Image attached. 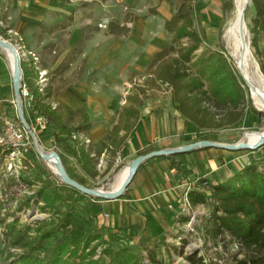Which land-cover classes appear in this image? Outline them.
Wrapping results in <instances>:
<instances>
[{
  "label": "rangeland",
  "instance_id": "obj_1",
  "mask_svg": "<svg viewBox=\"0 0 264 264\" xmlns=\"http://www.w3.org/2000/svg\"><path fill=\"white\" fill-rule=\"evenodd\" d=\"M60 2L63 7L59 8L58 12L49 13L48 18L37 22L26 38L8 31L4 26H0V39L6 40L15 46L19 45L21 47L19 51L21 52H31V56L26 57L24 61L32 62L38 70V85L42 88H48L52 104L60 107L68 123L85 127L78 134V139L82 141H87L85 139H88L90 141L88 144L92 146L96 154L97 174L93 178L84 176L73 159L62 154L61 159L67 173L73 180L85 187L113 191L122 168L136 156L145 153H141V151L135 152L134 149L131 153L126 150H104L102 143L107 136L103 140L91 144L90 135L93 129L97 126L99 127L101 121L95 119L98 117L97 108L90 104L95 98L121 99L125 92L123 90L126 87L125 83L128 81L150 82V76L157 65V62L153 60L154 55L172 44V34L165 29L164 23L173 16L180 0H60ZM214 2L211 3V6L217 10L219 9L218 4H221L223 0H215ZM64 6L68 7V9H65ZM232 11L233 0L231 9L226 13L225 25L208 30L209 34L208 32L204 34L206 39L202 40L195 54L200 55L204 52L219 51L223 53V57L232 64L240 75L233 59L229 55V44L223 35L226 25L232 16ZM253 15L254 10L249 2L245 10L244 20L249 35L252 62L257 70L253 82L264 90V76L259 70L258 62L254 55V48L251 45L250 29ZM192 19L193 27L196 30L194 24L197 19L195 10H193ZM126 21L132 22V28L139 27L141 29V32L135 31L134 33H141V44L146 50V54H144L147 59L142 64L143 70L137 73L134 71L127 72L123 69V61L126 57L124 55L126 53L123 50L127 52V49L122 48V46L126 44L129 49H135L134 45L139 44L137 43L138 41L135 42L129 39L125 43L121 42V47L114 53L116 55L115 66L104 74L101 71L106 67H101L99 70L101 73H99L103 75L99 77L96 69L92 68L94 65H87L86 62L94 60L93 57L98 52L107 50L110 45L119 43L108 41L112 39V36L114 40L117 37L110 33H126ZM139 21L142 22V26H139ZM129 30L126 36H129ZM183 43L186 44V40H183ZM258 44L264 52V32L260 33ZM178 47L177 44H174L175 50L171 51L170 55L175 54ZM0 54L6 62V73L2 74L1 79L6 78L7 81L11 82L9 56L1 48ZM84 56L86 58L83 60ZM42 68L46 70L41 71ZM123 85L124 88H122ZM169 88L166 83L161 84L157 89H148L142 98L147 102L157 97L162 103H166L170 96L171 89ZM249 97L250 105L254 108V111L250 108L246 110L244 119L237 127L201 132H205L204 135L213 139L221 140L224 144H235L241 141L244 133L247 132H264V111L254 104L250 93ZM20 100L24 116L29 126L33 128L35 139L41 150L44 152L56 151L57 148L54 147L50 136L37 126L36 118L30 114L27 97L21 96ZM4 104L6 105L7 103L5 102ZM10 105L15 109L13 95ZM110 110L111 114H108L105 118L107 119L105 126L108 129L113 127L120 109L119 106H114ZM2 135L0 119V264H7L23 251L21 247L12 244L13 239L7 233V225L16 223L17 228H20L27 224L34 228L35 223L47 219L50 216V211L36 196V193L42 187L43 181L55 183V180L49 175L53 173L52 168L47 161L44 162L38 156L30 137V149L23 155L15 156L12 161L14 165L8 170L9 167L4 160V156L7 154V147L2 141ZM246 151L249 152V155L255 156L262 152L264 153V145L254 150ZM203 180L205 179L197 180L192 187L208 197L210 186L202 183ZM26 198L29 199L27 204L22 205ZM102 201L95 198L89 203L100 205L99 203ZM209 202L210 200L205 201L210 208ZM98 219L99 223L106 224L102 210L98 214ZM207 227V221H203L198 227V239H201V242L196 239H187L186 242L184 241L183 248L180 251L177 249L178 246L175 243L174 234L166 241L164 239L157 244L152 243L148 246L145 245L147 241L145 238L136 240L130 235L121 233L120 239L114 242V246L126 245L141 249L143 258L140 264H149L145 247L152 249L154 246H158L155 249V255L161 264H189L186 259L188 255L199 257V264H219L218 260H221V264H239L238 262L243 258V254L239 252V247L228 237L212 240L207 232ZM30 233L32 234L33 232ZM100 249V247L97 249V253H99Z\"/></svg>",
  "mask_w": 264,
  "mask_h": 264
},
{
  "label": "trees",
  "instance_id": "obj_2",
  "mask_svg": "<svg viewBox=\"0 0 264 264\" xmlns=\"http://www.w3.org/2000/svg\"><path fill=\"white\" fill-rule=\"evenodd\" d=\"M5 2L0 0V16ZM250 4L254 10L251 45L264 76V52L258 44L260 33L264 32V0H250ZM231 5L232 0H224L222 8L230 10ZM192 13L193 1L180 0L173 16L165 21V29L172 34V44L154 55L157 65L149 80L151 83H166L170 87L171 105L195 131L237 127L246 110L250 108L254 111L248 88L223 53L195 54L202 40L193 27ZM174 44L179 47L175 54L170 55L175 50ZM20 67L21 85L28 93L30 114L45 121L43 131L52 139L60 157L64 154L72 158L84 176L95 177L96 154L89 142L78 139V134L85 127L68 123L60 107L52 104L48 88H42L37 83L39 72L32 62L21 60ZM126 113L135 114L132 110H123L121 120L112 129L105 147L121 146L123 137L117 136L120 127L124 126L122 117ZM73 134L77 139L72 138ZM49 175L55 183L43 181L36 196L48 208L50 216L35 223L34 228L27 224L20 228L16 223L7 225L12 244L23 250L7 264L141 263L143 255L138 247L114 246V242L120 239V229L99 223L100 205L89 203L95 197L65 185L53 173ZM203 182L210 186L209 196L194 187L189 196L194 204L210 200L207 232L212 240L228 237L235 243L243 254L239 264H264V154L222 183ZM28 200L26 198L22 205ZM99 247L101 249L97 253ZM157 248L145 247L149 264H161L156 259ZM186 259L189 264L200 263L195 255H188Z\"/></svg>",
  "mask_w": 264,
  "mask_h": 264
},
{
  "label": "crops",
  "instance_id": "obj_3",
  "mask_svg": "<svg viewBox=\"0 0 264 264\" xmlns=\"http://www.w3.org/2000/svg\"><path fill=\"white\" fill-rule=\"evenodd\" d=\"M53 1L6 0L5 8L0 16V26L26 38L37 22L48 18L49 13L58 12L59 8L63 7L60 0ZM214 1L198 0L197 2L195 0L197 3L193 2V10L197 17L194 24L201 40L206 39L204 34L207 32L209 34L208 30L225 25L226 13L229 10L222 8L223 2L218 4L219 9L215 10L211 6ZM64 8L68 9L66 6ZM125 24L127 32L130 29L129 36H126L127 32L110 33L117 37L114 40L112 36V39L108 41L119 43L110 45L107 50L101 51L103 53L98 52L93 57L94 60L86 62L87 65H94L92 68L96 69L99 77L115 66L116 55L114 53L121 47V42L125 43L129 39L138 41L139 44L134 45L135 49H129L126 44L122 46L127 49V52L123 50L126 53L124 54L126 57L123 61V69L127 72L137 73L143 70L142 64L147 59L146 50L141 44V33H134L135 31L141 32V29L139 27L132 28L130 21H126ZM141 24L142 22L139 21V26ZM85 58L84 56L83 60ZM101 67H106L101 71L103 74H100L99 71ZM45 70V68L41 69V71ZM4 73H6V62L0 54V119L5 116L16 117V111L10 105L13 95L11 82L6 78L1 79ZM160 85L159 82L128 81L125 83V88L124 85L122 86L125 92L121 99H93L89 104L97 108L98 117L95 119L101 122L90 135L91 144L103 140L107 136L102 143L104 150H126L130 153L135 150V152L148 153L184 146L198 140L222 142L204 135L205 132L195 131L194 127L173 108L170 96L166 103H162L157 97L147 102L143 100L142 97L148 89H157ZM114 106H119L120 110L113 127L108 129L105 126L107 123L105 118L111 114L110 108ZM123 110L135 112L134 115L126 113L122 117L124 126L120 127L117 138L123 137V142L117 148L111 145L105 147L112 129L121 120ZM85 140L90 142L88 139ZM263 154L262 152L251 156L245 149L226 150L216 147H198L187 152L149 158L138 167L121 197L115 200H103L99 203L102 215L109 227L120 229L121 233L130 235L136 240L145 238L147 240L145 245L157 244L164 239L166 241L174 233V211L167 208L169 203H174L185 189L196 184L197 180L204 178L213 184L222 183L253 159H260Z\"/></svg>",
  "mask_w": 264,
  "mask_h": 264
},
{
  "label": "water",
  "instance_id": "obj_4",
  "mask_svg": "<svg viewBox=\"0 0 264 264\" xmlns=\"http://www.w3.org/2000/svg\"><path fill=\"white\" fill-rule=\"evenodd\" d=\"M250 0H247V4H249ZM250 45V43H249ZM0 48L1 49H7L12 57V64L13 69L11 73V87L13 91L14 96V104H15V111H16V118L18 119L19 123L22 125V127L25 129V131L28 133L29 137L32 139L34 148L38 154V156L44 161L48 160H54L56 162L57 166V172H54V175L65 185L72 187L79 192L89 195L92 197H95L97 199L101 200H115L118 199L123 195L126 188L130 184L135 172L137 171L138 167L147 159L153 158L156 156H166V155H172L182 152H187L190 150H193L198 147H216V148H222L226 150H254L256 148H259L264 145V136L260 138V140L256 144H249L248 142H245L244 140H241L235 144H224L219 142H214L210 140H198L193 143L175 147V148H169V149H161V150H155L150 151L145 154H141L136 156L131 162L129 163V173L125 180L122 182L120 187L116 189L115 191H106L103 189H96V188H88L84 185L80 184L79 182L73 180L70 175L67 173L62 159L59 156V154L56 151H49V152H43L37 143L35 139V134L31 127L29 126L24 113L21 108V100H20V90H21V79H22V71L20 67L21 59L19 57V53L17 48L10 42L0 39ZM244 84L249 90L250 96H251V88L249 84L245 81V79L240 74ZM246 133H244L245 135Z\"/></svg>",
  "mask_w": 264,
  "mask_h": 264
},
{
  "label": "built area",
  "instance_id": "obj_5",
  "mask_svg": "<svg viewBox=\"0 0 264 264\" xmlns=\"http://www.w3.org/2000/svg\"><path fill=\"white\" fill-rule=\"evenodd\" d=\"M195 2V0H192ZM15 46V45H14ZM18 50L19 57L24 61L26 57L31 56V52H21V47L19 45L15 46ZM27 97L28 93L24 87L21 85L20 97ZM37 126L41 129L45 128V121L41 118L36 117ZM2 124V141L7 147L9 152L4 156L5 164L9 167L8 170L12 168L14 163L12 162L15 156L23 155L28 152L31 147V142L29 140V135L19 123L16 117H3L1 118ZM33 130V128H31ZM75 139L76 135H72ZM86 143L88 141H85ZM205 185L206 182H203ZM192 190L191 187H187L182 195L174 202L169 203L167 208L174 211L173 215V234L175 236V243L178 246L177 249L183 248L184 241L187 239H198V227L203 221H208L210 218V208L204 203H192L189 192ZM204 218V220H203ZM187 257V256H186ZM221 264V260L217 261ZM189 263V262H188Z\"/></svg>",
  "mask_w": 264,
  "mask_h": 264
},
{
  "label": "bare ground",
  "instance_id": "obj_6",
  "mask_svg": "<svg viewBox=\"0 0 264 264\" xmlns=\"http://www.w3.org/2000/svg\"><path fill=\"white\" fill-rule=\"evenodd\" d=\"M247 5V0H233L232 16L226 25L223 35L229 44L228 52L230 57L233 59L238 71L251 88V97L254 104L264 111V90L259 88L253 82V78L257 70L255 69L252 62L249 35L244 20ZM4 50L9 56L10 70L12 73L13 64L11 54L7 49ZM262 136H264V132H247L243 136L242 140L248 142L249 144H256ZM47 163L54 172H57V166L54 160H48ZM128 173L129 164L124 166L118 174L117 184L113 191L120 187Z\"/></svg>",
  "mask_w": 264,
  "mask_h": 264
}]
</instances>
